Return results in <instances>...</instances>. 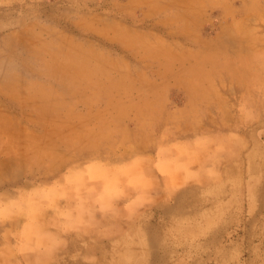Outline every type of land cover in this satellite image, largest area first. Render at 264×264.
I'll use <instances>...</instances> for the list:
<instances>
[{
  "label": "rangeland",
  "instance_id": "rangeland-1",
  "mask_svg": "<svg viewBox=\"0 0 264 264\" xmlns=\"http://www.w3.org/2000/svg\"><path fill=\"white\" fill-rule=\"evenodd\" d=\"M5 242L0 264H264V0H0Z\"/></svg>",
  "mask_w": 264,
  "mask_h": 264
},
{
  "label": "crops",
  "instance_id": "crops-1",
  "mask_svg": "<svg viewBox=\"0 0 264 264\" xmlns=\"http://www.w3.org/2000/svg\"><path fill=\"white\" fill-rule=\"evenodd\" d=\"M197 140V139H196ZM188 144L189 143H191V142H187ZM183 147H185L186 148V146H185V144L184 145H182ZM196 157V156H195ZM165 160H168V159H165ZM178 160H181V161H186V162H189V161H191V159H190V157H186V155L185 154H180V156L178 157ZM201 160V159H200ZM199 160L197 159V158H195V160H194V162L195 163H197ZM171 161H169V162H167V164L169 165V163H170ZM179 178H182L183 177V175H179L178 176ZM132 204H133V202H132ZM18 220V219H17ZM21 220V219H20ZM17 225H16V228L15 229H17L18 230V233L17 234H15L14 233V235L13 236H16V235H18L17 236V241H18V243H20V244H18V248L20 247V245H22V237H23V226H24V222H21L20 221V223H19V221L16 223ZM14 230V229H13ZM6 232H10V230L8 229V230H6ZM12 233H13V231H11ZM9 233V234H12V233ZM5 238H6V240H10V243H12V244H14V240L12 239V237H6L5 236ZM11 244V246H9V243L8 242H5L4 244H2V246L0 245V254H2V252H5L6 250H11V251H15V256H17V257H19L20 255H19V253L17 254L16 253V251L17 252H19V250H18V248L16 247V246H14V245H12ZM13 248V249H12ZM17 249V250H16ZM17 254V255H16Z\"/></svg>",
  "mask_w": 264,
  "mask_h": 264
}]
</instances>
